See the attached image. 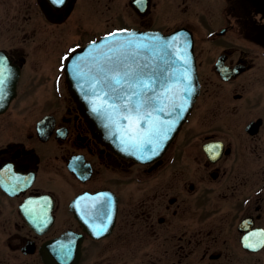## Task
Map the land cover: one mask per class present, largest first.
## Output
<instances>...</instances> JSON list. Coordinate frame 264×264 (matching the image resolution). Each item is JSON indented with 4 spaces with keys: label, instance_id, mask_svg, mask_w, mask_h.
<instances>
[{
    "label": "flooded vegetation",
    "instance_id": "af4514ba",
    "mask_svg": "<svg viewBox=\"0 0 264 264\" xmlns=\"http://www.w3.org/2000/svg\"><path fill=\"white\" fill-rule=\"evenodd\" d=\"M186 1L158 12L192 32L199 93L140 162L98 135L63 58L162 29L100 20L108 0H0V264H264V0Z\"/></svg>",
    "mask_w": 264,
    "mask_h": 264
},
{
    "label": "water",
    "instance_id": "95a60500",
    "mask_svg": "<svg viewBox=\"0 0 264 264\" xmlns=\"http://www.w3.org/2000/svg\"><path fill=\"white\" fill-rule=\"evenodd\" d=\"M131 4L142 15V10L149 4V0H141L139 4L135 0H131ZM113 33H117V35L110 36L108 34L96 40L95 44L91 42L70 56L67 64L69 89L99 136L111 144L119 153L137 161L151 162L164 153L178 133L199 93L200 85L193 55L192 34L185 28H178L169 33L139 29L120 30ZM129 39L136 43L170 45L167 49L170 63L163 65L168 76L163 78L164 87L161 88L158 84L156 89L163 98L165 112H153L152 117L164 121L165 125L171 124L172 130L167 133V139L160 142L155 155L150 153L149 148L151 146L149 145H145L143 151H138L122 142L127 140L126 130L132 124V121L124 119L129 113L120 107L115 109L109 107L113 104L118 105L119 102L110 99L107 90L102 88L100 83H96L95 89L89 86L93 83L92 77L97 76V67L104 65L107 57L119 55V53H113L110 50L115 49L120 42ZM141 51L148 55L146 50ZM156 62L160 63L159 60ZM184 76H187L188 79H184ZM2 105L4 104L0 103V107ZM173 105L176 106L174 110H172ZM181 106L183 111H181ZM132 115L133 117L136 116L135 113ZM177 116H179L178 119ZM135 126L133 124V127ZM138 127L140 130H144L148 127V123L145 120H140ZM142 156L145 158L142 159Z\"/></svg>",
    "mask_w": 264,
    "mask_h": 264
},
{
    "label": "snow or ice",
    "instance_id": "6c2138e0",
    "mask_svg": "<svg viewBox=\"0 0 264 264\" xmlns=\"http://www.w3.org/2000/svg\"><path fill=\"white\" fill-rule=\"evenodd\" d=\"M56 2L63 3V0H56ZM135 2L139 4L141 0H135ZM109 35L116 36L117 33ZM169 47L170 45L167 44L136 43L131 39L120 42L115 49L110 50L119 55L107 57L105 64L97 67V76L92 77L93 83L89 85L95 89L96 83H100L102 88L107 90L109 98L119 102L118 105L113 104L109 107L114 109L120 107L129 113L124 119L132 121V124L126 130L127 140L122 142L138 151H143L144 146L149 145L152 155L157 153L160 142L167 139V133L172 130L171 124L165 125L164 121L152 117L153 112H165L163 98L156 89L158 84L161 88L164 87L163 78L168 76L163 65L170 63L167 52ZM141 50H146L148 55ZM69 52H75V49H70ZM63 59H68V57L65 56ZM142 60L143 63H141ZM157 60L160 63H157ZM6 71V65L0 62V93L3 92ZM184 79L188 77L184 76ZM175 107L173 105L172 110ZM181 111H183L182 106ZM132 113L136 116L133 117ZM140 120L148 123L146 129H139ZM133 124L136 126L133 127ZM106 219H110V216ZM106 230L107 225L105 224L102 226V231ZM99 234L98 232L97 235ZM248 246L251 247V245Z\"/></svg>",
    "mask_w": 264,
    "mask_h": 264
},
{
    "label": "rangeland",
    "instance_id": "374dc122",
    "mask_svg": "<svg viewBox=\"0 0 264 264\" xmlns=\"http://www.w3.org/2000/svg\"><path fill=\"white\" fill-rule=\"evenodd\" d=\"M128 1L129 0H108V5L106 6L104 13L102 14L99 11V19L104 20L105 18H107L110 21H114L116 24H123V25L125 24L131 26H141V27L142 26L157 27L165 31L171 30L179 26L181 23H183L184 19L182 20L181 18L182 15L166 16V14L158 12V9L161 8L162 6L166 7L170 5V7L173 8L174 7L173 4L174 5L178 4V8L184 9V4L180 5L182 3V0H154L155 5L153 6L151 13L145 19L143 24L142 21L139 20L140 19L139 16L132 9L131 4L129 5ZM186 4L190 5L191 0H187ZM183 13H186L189 16L187 20H190L191 22V19L193 18L191 14H188L186 11ZM194 20L195 21L191 23L192 26L195 28L197 32L202 33L206 29L208 23L198 21L197 19ZM137 186L135 184L133 185V187H136L135 190H138Z\"/></svg>",
    "mask_w": 264,
    "mask_h": 264
}]
</instances>
